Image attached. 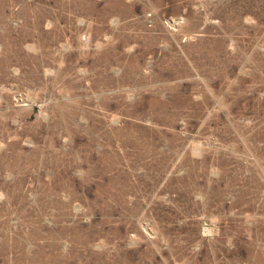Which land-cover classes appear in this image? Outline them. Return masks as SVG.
Masks as SVG:
<instances>
[{"label": "rangeland", "instance_id": "obj_1", "mask_svg": "<svg viewBox=\"0 0 264 264\" xmlns=\"http://www.w3.org/2000/svg\"><path fill=\"white\" fill-rule=\"evenodd\" d=\"M0 264H264V0H0Z\"/></svg>", "mask_w": 264, "mask_h": 264}]
</instances>
